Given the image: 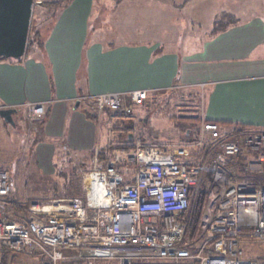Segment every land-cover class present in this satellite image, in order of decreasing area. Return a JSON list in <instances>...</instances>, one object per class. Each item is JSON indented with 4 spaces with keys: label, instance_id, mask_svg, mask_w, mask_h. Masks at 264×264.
Returning a JSON list of instances; mask_svg holds the SVG:
<instances>
[{
    "label": "crops",
    "instance_id": "crops-1",
    "mask_svg": "<svg viewBox=\"0 0 264 264\" xmlns=\"http://www.w3.org/2000/svg\"><path fill=\"white\" fill-rule=\"evenodd\" d=\"M51 8L56 13L40 24L24 58L0 61V110L17 109L16 126L0 117V156L5 159L28 141L22 125L27 103L46 104L28 150L46 173L60 151L88 164L96 153L106 162L114 150L133 148L131 129L142 120L134 121L137 108L132 118L109 111L93 118L83 111L79 99L108 93L147 91L150 104L167 91L184 90L201 100L204 121L225 131L264 132V0H246V20L211 29L201 23L199 30L191 22L187 34L170 32L169 20L153 6L128 11L117 5L97 8L93 0H67Z\"/></svg>",
    "mask_w": 264,
    "mask_h": 264
},
{
    "label": "built area",
    "instance_id": "built-area-1",
    "mask_svg": "<svg viewBox=\"0 0 264 264\" xmlns=\"http://www.w3.org/2000/svg\"><path fill=\"white\" fill-rule=\"evenodd\" d=\"M148 97L130 91L79 100L94 118L129 116ZM22 109L38 133L46 104ZM87 165L80 196L34 205L20 221L11 220L8 206L14 174L0 169V264L6 252L35 255L40 264H264V132L203 121L193 143L137 141L106 162L96 153ZM206 173L205 209L192 240L184 216Z\"/></svg>",
    "mask_w": 264,
    "mask_h": 264
},
{
    "label": "rangeland",
    "instance_id": "rangeland-1",
    "mask_svg": "<svg viewBox=\"0 0 264 264\" xmlns=\"http://www.w3.org/2000/svg\"><path fill=\"white\" fill-rule=\"evenodd\" d=\"M34 1L29 36L37 37L38 30L41 31L40 24L53 17L56 13V9L52 10L51 6H61L62 0ZM93 1L97 8L104 5H108L109 8L111 5H117L124 6L128 11L135 9L137 6L145 8L157 7L159 9L157 11L161 12L159 15L161 17L163 14L166 16L165 22L168 20L170 22L167 29L170 32L177 30L182 34L190 32L192 23L194 24L193 27L198 28V25L202 23V27L211 29L214 24L215 28H221L231 22H236V20H246V0H223L224 2L220 0H196L195 2H190L186 11L181 7L184 4V0ZM64 2H67V0H63ZM218 2L220 3V10ZM126 14L123 13V21L127 20ZM141 15L147 16L149 19L146 11H143ZM187 20L189 21L187 22ZM158 97L142 108L133 107L132 114L129 116L122 113L112 114L117 117L132 118L134 111L138 109L136 111L138 114L135 112L134 121L137 123L140 118L142 120H140L141 122L138 126L135 125L131 129L132 134L135 135L134 143H137V141L147 145H180L188 141L193 143L198 138L201 123L204 121L199 117V102L201 100L197 98L198 102V100L191 99V96L188 97V92L184 90L167 91ZM15 117L17 118V115ZM22 123L28 135L27 143H20L13 155L8 156L6 159L2 154L0 156V169L5 168L13 171L16 182L15 196L13 195L10 205H8L11 219L15 221L24 220L28 217L30 208L34 205H51L53 201L62 197L80 196L83 190V174L87 172L85 168L83 171L78 170V167L86 165H82L81 161H74L66 156L64 157L61 151L57 153L54 160L55 164L54 166L52 165L50 172L47 171L46 173L40 170L34 162L33 154L28 151L30 142L36 141L37 134L33 132L25 119ZM194 151V154L198 155V150L194 149ZM208 183L209 178L206 173L202 184L199 186L198 193L201 191L205 192ZM68 185L69 188H67ZM4 254L5 264H40L38 257L28 253L6 252Z\"/></svg>",
    "mask_w": 264,
    "mask_h": 264
},
{
    "label": "water",
    "instance_id": "water-1",
    "mask_svg": "<svg viewBox=\"0 0 264 264\" xmlns=\"http://www.w3.org/2000/svg\"><path fill=\"white\" fill-rule=\"evenodd\" d=\"M34 4V0H0V61L19 62L26 55ZM16 110L1 109L0 117L16 126Z\"/></svg>",
    "mask_w": 264,
    "mask_h": 264
},
{
    "label": "trees",
    "instance_id": "trees-1",
    "mask_svg": "<svg viewBox=\"0 0 264 264\" xmlns=\"http://www.w3.org/2000/svg\"><path fill=\"white\" fill-rule=\"evenodd\" d=\"M59 1H61V0H59ZM61 2H63V0ZM183 2H184V4L181 5L182 8L187 4V2H189V0H184ZM34 39H35V36H33V35L29 36L28 46L33 42ZM81 164L86 165L83 167L85 169L89 170V165L83 164V163H81ZM6 170H8V169H6ZM67 187H69V185ZM14 194H15V189L13 190V192L9 198V205H10L11 199H12ZM205 204H206V196H205V193L203 191H201L198 194L196 201L193 203L191 210L184 216L185 221L189 222V224H188V230L190 233L189 237L192 240H196L198 235H199L200 222H201V218H202V215H203V212L205 209ZM9 212H10V209H9ZM4 257H5V254L3 256L2 264H5Z\"/></svg>",
    "mask_w": 264,
    "mask_h": 264
}]
</instances>
